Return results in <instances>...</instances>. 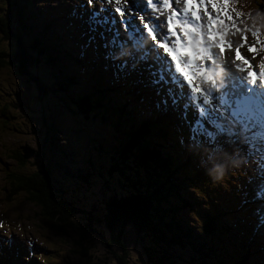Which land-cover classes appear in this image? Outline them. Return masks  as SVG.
I'll return each mask as SVG.
<instances>
[{"label": "trees", "instance_id": "trees-1", "mask_svg": "<svg viewBox=\"0 0 264 264\" xmlns=\"http://www.w3.org/2000/svg\"><path fill=\"white\" fill-rule=\"evenodd\" d=\"M16 1L6 0V3L0 6V122L6 123L11 121L15 113H20V116L22 115L26 118V113L40 112V115L42 114L44 117L42 121L45 125V139L49 138V142L47 143L48 148L52 155L58 159V162L54 164L52 170H49L47 166L43 165L47 160L43 155L39 156L37 167L34 165L36 163L35 159H32L33 168H29L25 166L28 161L19 149L13 148L8 150L12 158L24 164L25 170L16 167V169L14 168L10 172L6 173L4 171L6 174L4 176L3 202H5L6 209L11 206L17 209L20 208L17 206L21 204V200L17 204L18 200L16 198L24 199V201L37 210L47 209L46 214L49 218L46 219L52 223V226H49L47 229L52 230L53 225L59 228L58 234L54 236V239L58 244L66 246L62 256L59 253L61 264H88L91 260L94 264H102L99 260L100 258L89 254L90 252L93 253L94 249L98 253L99 246L97 247V245L87 242L88 247L83 244L81 246L82 249L79 243L76 244L75 242L68 241V229L70 228L68 219L69 217L76 216L80 220L81 217L76 214V212H79V209L68 200L65 201L62 197L64 196L62 193H65V191L51 182V174H54V171L63 174L64 177L58 179L60 181L65 180L69 184L72 182L80 183L82 180L86 181V176L79 177L78 175H74L73 178L66 180L65 176L68 172L66 169L60 167V163L64 161L75 164L73 153L77 147L75 144L72 145L71 143L73 142L68 139L65 145L59 146L50 138V134L54 132L55 126L60 125L67 130L72 127V123L71 125H67L60 119L53 120L51 125L46 123L45 114L49 112L53 113V110L57 106L61 107L73 121L77 118L83 120L88 118L90 120L88 122L89 125L99 122L111 134L114 133V141L118 140L117 144L111 145V147L104 150L105 156L110 161L108 174L111 175L112 172H117L114 175L119 176L123 170H126L131 176L130 180H138L139 183L137 184L140 186L142 192H144L145 197L140 199V208L135 210L128 208L122 214V218L130 221V225L120 222L115 212L111 214L112 219L109 220V227L113 226V228L119 230H126L131 227L133 228L132 232H134V235L127 238L130 242L121 241L107 244L114 247L110 248L109 252L116 264L122 263L123 259L119 257L121 252H130V249L126 246L127 243H134L133 248L139 250L140 252L138 251V253L144 255L146 260L151 256L149 252L160 244V250H163L165 253V256L162 258L164 264H183L181 261L178 262V259L174 257V250H178V246L181 245L180 238H186L185 240H187V237L188 244L192 245V250L187 252L190 253V256L184 253L181 257L183 259L186 257L189 259L195 258V264H256L253 262V252L246 250L247 245L243 244L244 240L252 244L251 239L242 236L238 237V235H233V238L238 237V241L227 238L226 233L231 228L229 229L227 223L222 217L220 218L219 210L216 207L217 203L215 202L223 198L226 208L225 214H227V208L230 207L229 200L227 201V198L221 196L219 193L213 191L209 195L205 191L203 193L202 190L199 192L200 195H198V192H195L196 195H194L195 193L192 195L191 202L196 205L195 211L203 219L201 227L212 229L211 234L207 235V233H204V236L202 234L203 238L191 237L189 232H182L183 230L177 225L181 222L179 219L180 214L182 215L181 211L189 212V210L176 206L174 199L180 198L184 185L192 183V188L195 190L198 189V182L202 181L205 184V178L209 175V169L212 166L211 162L202 166L201 172H199L200 176L195 170V174L193 171L192 175L184 176L182 173L187 174L189 171L187 161L184 159L185 149H181L180 146H174L173 149L177 154L169 155L166 147L163 148L157 143L158 139H162L169 131V128L172 129L173 125H180L189 132L190 124L185 119L172 120L170 110H166L165 114L150 110L151 115L142 117L139 120L141 126L133 124L130 121L135 120L132 114L140 117L143 108H146L145 106L149 107V104L146 103L147 98L142 91L143 87L131 81L128 69L126 73H123V78L116 79L115 82L117 83L111 85L107 90L103 89L102 83L95 81L94 90L81 93L70 91L72 84H75V81L81 77L73 73V70H68V74L65 76L58 69L50 71L54 64L59 66L62 55L70 58L69 52L59 49V46L53 41V39H58L54 29L56 21L54 18L47 16L48 12L51 13L54 10L52 2H60L63 7L66 5V9L63 12L65 17L63 18V23H67L66 19H68L72 24V28L76 25L84 38L94 43L99 40L98 34H91V31H89L90 27L86 25V18L83 11H81L82 0H45V3L49 4L47 7L42 5L37 8L35 6L31 11L32 22L24 17V12H18L19 7L15 5ZM26 1L30 2L31 0ZM254 3L256 4V2ZM252 4L253 0H234V3L229 6V10L241 14L242 9L247 8L248 5L252 6ZM262 4V2L257 3L259 6ZM253 10V12L248 13V16H250L251 22H257L260 25L259 29L264 34V11ZM240 17L242 16L240 15ZM240 22L242 21L240 20ZM65 26L67 25L64 24ZM101 30L103 31L101 27H98L96 31ZM75 35L77 39L80 38L76 33ZM53 47L56 48L54 55L51 54ZM93 51L95 52L94 49ZM96 68L99 72H102L98 67ZM40 70H43L42 74H39ZM56 70L59 71L57 77L54 75ZM48 71L51 74L52 81L57 86L55 88L47 84L51 79L47 74ZM95 74L98 76V72H95ZM22 86L26 88H22ZM119 89L124 91L122 92L125 98L124 105L121 107H117V105L111 107L110 104H105L107 92L110 91L114 96ZM150 90L155 94L157 93V88L151 87ZM159 90L161 91L162 88H159ZM30 92L31 96L25 95ZM111 99L113 100V98ZM51 100L54 102H51ZM129 105L132 106L131 109H128ZM29 119L33 120L34 118L29 117ZM186 122L188 125L185 124ZM132 125L133 127H130ZM185 136L187 138L189 134L186 133ZM216 136L210 137L212 138V144L221 147H225L226 145L233 147L227 157L231 160H237L239 163L238 168L236 166H232V168L242 171V177L245 179L252 177L254 168L249 166V158L247 156L249 153L254 154L258 150H261V140L257 138L253 141L241 130L237 131L235 137L228 136L227 130L224 136L219 135L218 138ZM235 138L237 142L234 144ZM103 141L106 140L104 139ZM3 142V131L0 130V148L6 154V149L1 147ZM155 148L160 152L158 153L154 150ZM164 151L166 152L164 153ZM194 152L196 153L197 151L194 150ZM240 155L241 158L238 159ZM35 157L36 153L31 156V158ZM49 158L52 157L49 156ZM153 162L158 164L167 173L169 168L171 169L170 175L166 177V181L155 174ZM181 162L185 168L181 169L180 174L178 165ZM242 164L246 166L241 170ZM198 171H200V167ZM169 199L170 201H168ZM171 202L174 203L169 204ZM162 203L165 206L169 204L170 208H163ZM211 203H215L216 205L208 207V204ZM6 209L3 210V213ZM63 214V217H57ZM42 215L46 217L43 212ZM135 219L136 222L134 221ZM38 220L44 222L43 218ZM61 221L62 223L59 224ZM21 226L26 233L29 232V227L26 223L21 224ZM86 230V226L82 225L75 232V236L81 233V235L87 237L85 235ZM135 231L145 236V246H143L142 239H139L143 236L136 238ZM30 243H32V240H30ZM115 245L118 249L115 248ZM23 248L25 247L22 246L21 249L15 250L20 253L27 251L26 249L22 250ZM218 249L225 250L224 255H221V259L214 256L218 252ZM233 255L239 258V260H235ZM12 258V253L9 252L8 247L1 246L0 264H11ZM126 258L128 259L129 257Z\"/></svg>", "mask_w": 264, "mask_h": 264}, {"label": "rangeland", "instance_id": "rangeland-1", "mask_svg": "<svg viewBox=\"0 0 264 264\" xmlns=\"http://www.w3.org/2000/svg\"><path fill=\"white\" fill-rule=\"evenodd\" d=\"M256 2V4L254 3ZM262 2L261 6L257 5V3ZM54 6L53 12H48L47 16L54 18L55 23V31L58 36V39H53V41L59 46V49L69 52V57L65 56L60 57V64H54L50 71H54L58 69L65 76L68 74V70H73L75 74L80 75L81 77L75 81V84H72L70 88L71 92H91L94 90L95 81L102 83V87L104 90H107L111 85H115V78H123V73L117 72L115 64L113 61H105L104 54L105 48L103 44L106 41H110L112 39L113 33L106 32L101 37L100 31H91V34L97 33L99 36V40L97 42H91L89 39L87 40L81 34V32L77 29L76 25L72 28V24L63 23L64 14L63 12L66 9L63 5L59 3L52 2ZM16 6L19 7V11L21 13H25V18L32 22L33 19L31 17V11L35 6H48V3H45V0H31L27 2L26 0H17ZM117 6L114 3H105L101 5L100 0H93V4L91 6L88 5L87 0H82L81 11H83L84 17L86 18V25L90 27L89 21L91 18V14L96 12L97 10H101L99 15L102 17H106L111 21L112 17L115 16L113 9ZM103 9H107V11H103ZM253 9H258L259 11H264V0H253L252 6L242 9L241 16L244 17H236L235 12L230 11L233 19L236 24L240 28L248 27H258L259 24L257 22H251L248 16V13L253 12ZM158 14L148 13L149 17H156ZM248 16V17H247ZM152 17V18H154ZM247 17V18H246ZM117 20V28H120L119 20L120 17H115ZM160 20H163V17H160ZM238 19V20H237ZM240 20L242 22H240ZM240 22V23H239ZM138 23V21L136 22ZM64 24L67 25L64 27ZM161 27L164 28V25L161 24ZM80 36L79 39L76 38V35ZM120 39L126 38V32L123 28L120 29ZM228 39L231 43V50L226 49L223 57L220 56L218 50H213V54L217 59V63L222 65V68L219 69L223 74H225V65L226 62L229 66L231 57L233 58L237 45L240 44L239 34L229 33ZM245 44L247 46H255V38L252 37L251 32L245 33ZM246 48V46H241ZM95 50V52L93 51ZM56 48L53 47L51 49V54L54 55ZM162 51V50H161ZM94 52V53H93ZM247 53H249L246 50ZM252 55V54H251ZM256 55L264 56V52H256ZM100 56V59L98 57ZM251 56H247L249 59ZM63 58V59H62ZM123 59V58H122ZM229 61V62H228ZM224 66V67H223ZM102 70V72H99ZM209 68H213L216 70L213 65L209 64ZM56 70L55 76L59 74V71ZM43 70H40L39 74H42ZM98 72V76L95 74ZM127 72V69L124 70ZM50 82H48V86L52 88L57 87L52 81V77L50 72L48 71ZM131 81L140 87L142 86V91L146 96V103L149 104L143 108V111L140 113L141 116L138 117L132 114V117L135 119L130 120L133 124H138L141 126L139 120L143 117L151 115L150 110H154L155 112H160L165 114L166 110H170V117L172 120H179L181 118V114L184 111L182 105L184 101H181V104L174 110L171 106L165 108L164 105H160L157 107L161 97L166 96V89L171 87L172 85H148L146 80L136 75L134 72L130 74ZM1 76V74H0ZM43 76V75H42ZM194 83H197L198 80H194ZM218 83H220L218 79ZM231 81H229V84ZM162 88L160 91V95H157L151 92L150 88ZM206 90L210 91H218V89H210L208 85L204 86ZM22 88H26L22 86ZM114 88V87H113ZM32 90V89H31ZM186 90V88H185ZM123 90L119 89L116 95H112L109 92L105 95V99L107 100L105 104H110L111 107L117 105V107H121L125 103V98ZM25 95L31 96V92ZM109 95V96H108ZM113 98V100L111 98ZM151 97V98H149ZM51 102H54L51 100ZM132 106L129 105L128 109H131ZM54 113V114H53ZM52 112L46 113V123L51 125L53 120L60 119L64 121L67 125H71L72 127L67 130L66 128L57 125L54 128V132L50 134L51 140L55 141L56 145L63 146L66 143V140L73 142L72 145H76V151L74 154L75 164H71L68 161H64L60 163V167L66 169L68 174L65 176L66 180H69L74 177V175H78L79 177L86 176V181H81L80 183L72 182L69 184L65 180H59L58 178L64 177L63 174H59L54 171V174H51V182L53 185L60 187L65 193H62L64 196L63 199L68 200L70 203L75 205L79 212L76 214L81 217L80 220L76 218V216L70 218L69 217V226L68 236L70 242L79 243L80 248L83 244L88 247L87 242L93 243L97 245L98 253L93 250V253L89 254L95 257L100 258L99 260L102 264H116L112 255L110 254V248H114L108 246L107 244H114V242H130L127 238L129 236L134 235L132 232L133 228H128L126 230H119L112 227H109V220L112 219V212H115L117 219L122 223H127L130 225V221H126L122 218V214L126 209H138L141 206V198H144V192H142L138 180H130L129 172L123 170L119 176L117 172H112L111 175L108 174V169L110 167V161L104 154L105 148L111 147V145L117 144L118 140L114 141V133H110L106 128H104L101 123L94 122L91 125L88 124L90 120L87 119H75L67 115L61 107L55 108ZM40 115V112L34 111L33 113H26V118L19 114L13 115V119L6 123L0 122V130L3 131V144L2 148L6 149V154L0 148V229L6 227L7 230H1L4 238H0L3 241L2 246L7 247L8 240V249L9 252L12 253V262L11 264H61L59 253L62 254L65 252L66 246L63 244H58L54 236H56L59 228L52 227L51 229H47L49 226H52L49 218L46 214L47 209L37 210L32 207L29 203L24 201L22 198H16L18 200L17 204L21 200V204L16 207H10L6 209L5 202H3V189H4V176L7 172L12 171L14 168L19 167L25 170L24 164L20 161H16L17 159L12 158L11 154L8 150L13 148L19 149L25 159H27L26 167L33 168V160L35 159V167L38 166L39 156H43L47 159L43 165L47 166L49 170H52L54 164L58 162V159L55 158L48 148V137L45 139V125L43 124L42 119L44 118ZM29 117H33V120H30ZM196 117V113L189 108L186 114V121L188 124L194 122ZM187 122L185 123L186 125ZM191 122V123H190ZM225 130H228L233 125L227 120L224 119L219 121ZM130 127H133L130 126ZM169 128V127H168ZM125 129V127H123ZM238 130H243L240 127ZM237 130V131H238ZM185 131V132H184ZM213 131H215L213 129ZM189 132L180 125H173L172 129L169 128V131L166 135L163 136L162 139H158L157 143L165 148L169 155L177 154L173 147L180 146V148L185 149L184 159L187 161V165L189 171L186 176H190L193 174L195 170L197 174L200 176L199 172H201V167L207 163H225L226 171L225 176L222 180L216 181L213 180L209 175L206 176V182L203 184L202 181L197 183L198 189H193L192 183L188 185H184V189L182 190L180 198L174 199L176 201V206H181L189 210L181 211L179 219L181 222L178 227L183 230L182 232H189L191 237L203 238L204 233L207 235L212 233V229L205 227H201V222L203 219L200 215L195 211L196 205L192 203V195L195 192H198L200 195V191L207 194H212V192H216L221 194V196L226 197L227 201L229 200V208H225V202L223 198L219 201L216 200L217 209L220 213V218L227 223L229 229L231 230L226 233L228 239L237 240L239 236L244 238H249L252 241V244H249L244 240L245 245H247L246 250L253 252V262L256 264H264V146H262V141L264 143V136H261L259 139L261 140V150H258L257 153L251 154L249 153L247 158L249 166L253 168H257V172L250 178H243L242 171H238L232 168V165L228 162L227 156L232 151L233 147L226 145L225 147L217 146L216 144H212L210 137L201 136L199 133L196 134L197 139L195 142H190L188 137L186 138L185 134ZM248 134L249 132H245ZM216 138H218L219 133L216 134ZM106 141H103V140ZM153 141V140H152ZM183 141V143H182ZM201 141V142H200ZM237 139L233 141L235 144ZM158 153L156 148L154 149ZM197 151L196 153L194 152ZM164 151V153L166 152ZM36 153L35 158H31L33 154ZM71 153V152H69ZM51 156L52 158H49ZM241 156V155H240ZM77 165H79L77 167ZM246 166V165H244ZM243 164L241 167L244 168ZM24 167V168H22ZM179 171L181 174V169L183 170L185 167L182 162L178 165ZM200 167V171L198 168ZM238 168V165H236ZM240 169V168H239ZM6 171V173H4ZM153 171L155 174L166 181V177L170 175L171 169L169 168L168 173L162 170L158 164L153 162ZM194 171V174H195ZM153 180V179H152ZM187 187V188H185ZM170 188V187H169ZM176 191V190H175ZM196 195V193L194 194ZM170 198V197H169ZM170 201V199L168 200ZM115 203V204H113ZM171 202L169 204H173ZM207 203V202H205ZM211 203L208 204V207H214L216 204ZM166 205L162 203V207L165 209H169L170 205ZM6 211L3 213V210ZM185 210V209H184ZM43 214L46 216L44 217ZM110 212V213H108ZM153 212V211H152ZM184 213V214H183ZM16 216V218H15ZM57 216L59 217H63ZM43 218L44 222H40L38 219ZM3 219V221H1ZM49 221V222H48ZM136 222V219L134 220ZM26 223L29 232H25L21 227V224ZM41 225H40V224ZM62 223L59 222V224ZM44 224V225H43ZM80 225V226H79ZM82 225H85L87 230V237L78 233L75 236V232H77ZM62 228V227H61ZM83 229V228H81ZM206 229V230H205ZM10 230V231H9ZM89 231V232H87ZM5 232V233H4ZM135 237L139 238L143 236V246L145 236L141 233H137L135 231ZM233 235H238V237L233 238ZM91 237V238H90ZM13 238V239H11ZM258 238H260L258 240ZM180 238L181 245L178 246V250H174V257L178 259V262L181 261L183 264H195V258H182L181 255L187 253L192 250V245L188 244V237ZM32 240V243H30ZM134 240V238H132ZM232 240V241H233ZM258 240V241H257ZM238 241V240H237ZM228 242V241H227ZM134 244V243H133ZM133 244L127 243L126 246L130 249L129 253L121 252L119 257H122L121 264H164L163 257L165 253L163 250H160L161 245L155 247L152 251L149 252L151 255L149 259L146 260L144 255L138 253L139 250L133 248ZM240 244V243H239ZM15 245V247H14ZM27 250L23 252H18L15 249ZM115 248L117 246L115 245ZM147 249V247H145ZM83 249V248H82ZM32 250V251H31ZM183 251L182 253H179ZM225 250L218 249V252L214 254L216 258H222L221 255H224ZM140 252V251H139ZM92 253V254H91ZM78 257L79 255L76 254ZM190 256V253H187ZM126 257H129L128 259ZM235 260H239L233 255ZM167 259V258H166ZM243 259V257H242ZM42 260V261H41ZM59 261V262H58ZM87 262V260L85 259ZM40 262V263H39ZM88 264H94L91 260Z\"/></svg>", "mask_w": 264, "mask_h": 264}, {"label": "snow or ice", "instance_id": "snow-or-ice-1", "mask_svg": "<svg viewBox=\"0 0 264 264\" xmlns=\"http://www.w3.org/2000/svg\"><path fill=\"white\" fill-rule=\"evenodd\" d=\"M5 3L6 0H0V6ZM87 3L91 6L93 0ZM100 3L121 5L113 9L115 16L111 21L99 15L101 10L91 14V31L101 27L102 38L104 32L113 33L112 39L103 44L104 59L113 61L117 72L124 73L125 69L128 74L135 72L148 85H172L157 107L171 106L175 110L184 101L182 119L192 108L196 117L189 125L190 142L196 141L197 133L224 136L226 130L219 122L224 119L233 125L227 130L230 137H235L240 127L250 133L253 141L264 136V56L253 66L239 51L246 46L254 59L257 51L264 52V34L258 27L237 26L229 11L234 0H100ZM149 11L158 15L149 17ZM116 16L121 18L120 28L116 26ZM121 28L126 32L125 39H120ZM249 31L255 38V46L245 44V33ZM230 32L240 37L233 64L242 77L223 74L219 70L222 65L213 54L215 49L223 57L226 49L231 50ZM209 64L216 70L209 68ZM205 85L218 91L206 90ZM156 94L160 95L159 89Z\"/></svg>", "mask_w": 264, "mask_h": 264}, {"label": "bare ground", "instance_id": "bare-ground-1", "mask_svg": "<svg viewBox=\"0 0 264 264\" xmlns=\"http://www.w3.org/2000/svg\"><path fill=\"white\" fill-rule=\"evenodd\" d=\"M161 19V18H160ZM67 20V23H68V25L70 24V21L68 20V19H66ZM246 48H243V47H240L239 48V51H240V53H241V55L243 56V57H247V56H251V57H249V60H250V62H251V64L253 65V66H255V65H257L259 62H260V57L262 56V55H255V58L253 59V57H252V55L250 54V53H247L246 52ZM229 62V61H228ZM224 67V66H223ZM235 67H236V65L235 64H233V58L231 57V59H230V64H229V66H228V64H227V62H226V65H225V75H232V76H235V77H242V75L243 74H241V73H239V72H236L235 71ZM257 71H258V69H257ZM262 145L264 146V143L262 142ZM241 158V156H239V158L238 159H240Z\"/></svg>", "mask_w": 264, "mask_h": 264}, {"label": "clouds", "instance_id": "clouds-1", "mask_svg": "<svg viewBox=\"0 0 264 264\" xmlns=\"http://www.w3.org/2000/svg\"><path fill=\"white\" fill-rule=\"evenodd\" d=\"M228 162L232 165V166H236L238 165L239 161L237 160H229ZM225 171H226V165L225 163H214L212 164L211 168L209 169V176L216 181H220L224 178L225 176Z\"/></svg>", "mask_w": 264, "mask_h": 264}, {"label": "water", "instance_id": "water-1", "mask_svg": "<svg viewBox=\"0 0 264 264\" xmlns=\"http://www.w3.org/2000/svg\"><path fill=\"white\" fill-rule=\"evenodd\" d=\"M87 119V118H86Z\"/></svg>", "mask_w": 264, "mask_h": 264}]
</instances>
